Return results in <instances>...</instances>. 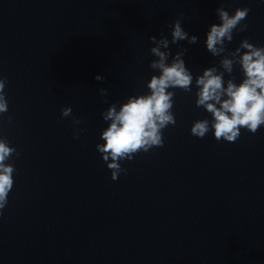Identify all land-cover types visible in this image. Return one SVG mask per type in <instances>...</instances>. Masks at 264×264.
Segmentation results:
<instances>
[{
  "label": "clouds",
  "instance_id": "clouds-1",
  "mask_svg": "<svg viewBox=\"0 0 264 264\" xmlns=\"http://www.w3.org/2000/svg\"><path fill=\"white\" fill-rule=\"evenodd\" d=\"M215 11L220 23L210 26L205 45L213 57H221L219 65L223 71L216 66L207 67L202 75L194 79L182 58L187 48L177 51L169 63L170 43L187 41L191 45L198 42V37L190 36L182 27L181 19L177 18L169 25L171 41L163 33L159 39L149 37L155 45L150 48V53L156 57L149 66L158 70L159 75H152L147 81L148 93L129 96L118 109L113 103L101 113L108 126L100 136L104 143H98L96 149L111 171L113 181L126 171L121 167V161H130L137 153H147L153 147H163V130L176 124L172 111L175 92L170 89L179 88L190 93L194 81L197 88L195 104L211 115V120L205 118L193 122L190 133L197 138L202 139L211 131L218 142H235L241 135V129L255 135L264 126V47L256 46L248 39H243L234 51H229L225 46V42H232L234 31L247 30L248 25L242 21L246 20L251 10L238 7L232 15L223 7ZM237 64L243 74L240 83H236L232 77L234 65ZM225 73L231 77L227 81L224 79ZM94 79L102 82L104 77L96 75ZM6 83L7 78L0 77V114L8 111L4 91ZM99 92L101 96L107 95V89L101 88ZM71 115V107L61 109L62 117ZM11 119L9 117V121ZM73 123L79 124L81 121L73 117ZM74 138L78 139L79 136ZM14 154L19 156L16 149L9 146L7 138L0 136V215L8 204V196L14 186L13 174L16 169L8 163Z\"/></svg>",
  "mask_w": 264,
  "mask_h": 264
}]
</instances>
